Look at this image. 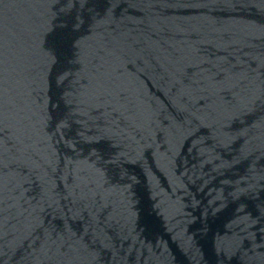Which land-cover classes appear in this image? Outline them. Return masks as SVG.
Segmentation results:
<instances>
[{
  "label": "water",
  "instance_id": "95a60500",
  "mask_svg": "<svg viewBox=\"0 0 264 264\" xmlns=\"http://www.w3.org/2000/svg\"><path fill=\"white\" fill-rule=\"evenodd\" d=\"M61 7L92 21L83 35L37 26L31 0L0 11V264H264V107L243 102L264 85V0ZM84 40L116 55L85 70ZM93 153L119 157L105 175L123 183L104 209L66 216L73 189L97 179Z\"/></svg>",
  "mask_w": 264,
  "mask_h": 264
},
{
  "label": "snow or ice",
  "instance_id": "6c2138e0",
  "mask_svg": "<svg viewBox=\"0 0 264 264\" xmlns=\"http://www.w3.org/2000/svg\"><path fill=\"white\" fill-rule=\"evenodd\" d=\"M7 0H0V11H2L3 6L6 4ZM32 3L38 5L41 9V14L35 18L34 23L37 26H47L48 24H55L56 20H62L64 28L71 32L73 36L76 35H83L84 29L89 23H92L87 17L81 19L79 16H76L74 13L68 11L67 8L61 7L62 5H67L69 7H74L77 3V0H31ZM80 3H83L84 0H79ZM55 18V19H54ZM96 29L94 28L92 31L94 32ZM89 41H79L76 45L77 48L80 49V58L81 62L87 70L89 64H95L96 58H105V57H113L116 55L114 50H108L106 47L97 48L94 53H89L87 49V45ZM3 42L2 36H0V166H2L3 158L5 156L4 148L6 146V141L3 138V122H4V104H3V95H4V88H3V73H2V52ZM91 56V59L89 57ZM243 102L250 105L254 108L257 104H260L264 107V85L261 88L251 91L249 90L248 94L243 97ZM83 101H81V105ZM77 105V106H81ZM70 120L71 117H66L61 119V128L65 127V120ZM199 122V114H195L190 118V124H196ZM37 134H39V129L36 130ZM110 133L105 132L103 129L100 130L101 138L108 136ZM115 135V133H111ZM31 138V137H29ZM21 143H25V141L21 140ZM95 159L96 163L92 165L93 175L97 177L96 180L89 179L86 184H83L79 187V191L77 193L76 189H73V208H69L66 210L67 213H71L72 215H76L77 207H81L82 209L89 210L90 212H95L96 207L99 206L101 209H104L106 204L102 202L107 201L106 190L109 188L110 184L116 183H123L122 180L117 181L116 177L114 176L111 181H109L105 175V172L108 167L112 164H116L119 162V157L114 160H108V163L105 164V160L108 159L106 157H99L97 158V154L93 153V156L89 158ZM71 167V164H69ZM2 188L3 184L0 181V197H2ZM248 189L244 188L243 183L238 187V193L240 191H247ZM3 199L0 198V228L3 225V212L4 209L2 207ZM94 219V217H93ZM44 229L43 224H39L36 226V230L39 231ZM65 232H67V228L64 232L61 233L60 239L63 241L57 249L58 254L62 256H69L72 254V244L76 242L75 237H73L70 233L68 234L67 239L65 238ZM55 235V232H53ZM84 242L86 243V237L83 238ZM97 242H99V237H95ZM105 246H107V242L105 241Z\"/></svg>",
  "mask_w": 264,
  "mask_h": 264
}]
</instances>
